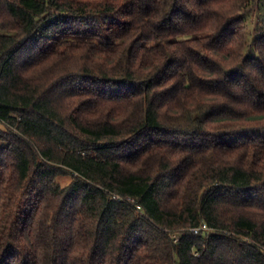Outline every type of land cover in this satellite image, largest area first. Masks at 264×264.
<instances>
[{"label":"trees","instance_id":"1","mask_svg":"<svg viewBox=\"0 0 264 264\" xmlns=\"http://www.w3.org/2000/svg\"><path fill=\"white\" fill-rule=\"evenodd\" d=\"M0 264H264V0H0Z\"/></svg>","mask_w":264,"mask_h":264},{"label":"rangeland","instance_id":"2","mask_svg":"<svg viewBox=\"0 0 264 264\" xmlns=\"http://www.w3.org/2000/svg\"><path fill=\"white\" fill-rule=\"evenodd\" d=\"M260 16L262 15L259 9H254L245 16L247 27L252 34L256 26L258 25V19L260 18Z\"/></svg>","mask_w":264,"mask_h":264},{"label":"built area","instance_id":"3","mask_svg":"<svg viewBox=\"0 0 264 264\" xmlns=\"http://www.w3.org/2000/svg\"><path fill=\"white\" fill-rule=\"evenodd\" d=\"M209 227L207 226V224H203L201 227H194L192 228V230H194L195 232H199L200 230L203 229H208Z\"/></svg>","mask_w":264,"mask_h":264}]
</instances>
